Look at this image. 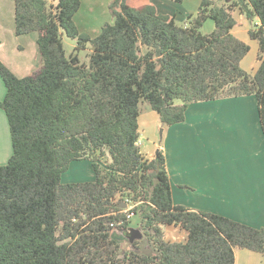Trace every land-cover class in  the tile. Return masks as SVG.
Here are the masks:
<instances>
[{"label":"trees","instance_id":"1","mask_svg":"<svg viewBox=\"0 0 264 264\" xmlns=\"http://www.w3.org/2000/svg\"><path fill=\"white\" fill-rule=\"evenodd\" d=\"M15 6L16 34H39L42 67L18 78L0 60L13 145L0 166V264H236V250L264 253V227L175 205L164 154L148 160L139 144L143 101L169 127L191 104L253 95L264 134V0H203L184 26L151 1L114 0L115 21L96 38L74 20L81 0ZM234 8L258 22L249 31L259 44L254 74L241 66L250 46L232 32ZM209 19L215 29L203 34ZM64 34L77 42L71 56ZM88 48L82 63L78 52ZM85 160L96 180L63 183ZM130 212L141 215L151 253L139 250L143 238L130 250L115 238L132 229ZM169 225L187 241L168 242Z\"/></svg>","mask_w":264,"mask_h":264},{"label":"crops","instance_id":"2","mask_svg":"<svg viewBox=\"0 0 264 264\" xmlns=\"http://www.w3.org/2000/svg\"><path fill=\"white\" fill-rule=\"evenodd\" d=\"M150 1L156 5L154 0ZM81 2L82 9L84 3L82 0ZM15 9V0H0V60L18 78H24L42 67L39 34H16ZM158 11L164 12L160 9ZM79 12L74 17L75 21ZM246 20L248 19L245 18ZM245 21L240 22L241 24L237 22L232 31L234 35H240L236 32L238 25H243ZM258 67L259 61L254 73ZM6 92V86L0 77V101L5 98ZM235 103L251 107L242 124L230 129L238 134L237 138H229L230 151H248V157L243 158V163L222 160V122L217 123L215 114H205L210 108ZM257 104L254 97L191 104L186 113V121L165 126L160 140L155 137L160 125L158 113L140 115V134L149 140L143 149L140 137L141 152L148 160H153L160 152L164 154L175 205L195 212L220 215L256 229L264 227V134ZM194 121H198V124H192ZM12 155L8 118L0 108V166H4ZM87 163L92 172L91 178L95 179L91 163ZM133 221L137 224L141 222L138 218ZM134 223L132 228H137ZM163 230L168 242L184 243L188 239V232L180 226H164ZM235 253L236 264H264V253L262 257L259 256L261 259L256 255L258 253L248 250H236Z\"/></svg>","mask_w":264,"mask_h":264},{"label":"rangeland","instance_id":"3","mask_svg":"<svg viewBox=\"0 0 264 264\" xmlns=\"http://www.w3.org/2000/svg\"><path fill=\"white\" fill-rule=\"evenodd\" d=\"M84 5L82 9L79 12V15L77 16V21H75L82 33L89 34L92 38H96L100 35L101 30L104 25L106 24H113L114 23V17L110 11V4L114 0H82ZM150 1V0H147ZM156 3V6L161 11H164L162 14H169L175 17L176 23L179 26H184L187 22V19L190 16H195L201 5L203 0H185L183 3H176L172 0H154ZM217 5H224L229 4L233 0H229V2H226V0H211ZM54 4H57V0L52 1ZM94 3V4H93ZM96 4V5H95ZM154 4V3H153ZM93 5H95L93 7ZM232 14L234 18L237 20L238 23H242L245 21V16L241 14V11L239 8H234L232 11ZM240 23V24H241ZM256 24H258L257 19L253 21L246 20L243 25H238L237 33L240 35H237L239 39L246 42L250 46V52L247 54V56L242 61V68L247 71L250 74H254L255 67L257 66V63L259 61V44L256 40H253L249 36V31L253 28H256ZM215 29V23L213 20L209 19L205 26L201 29V32L203 34H210ZM248 29V31H247ZM63 43L66 50V53L68 56H71L75 52V48L77 46L76 40H73L69 37H67L65 34L63 35ZM91 50L88 48L86 50L79 51V58L82 63H88L89 62V54ZM242 97H254L256 104L257 98L255 96H242ZM235 98H241V97H235ZM222 100V99H219ZM217 101V100H216ZM212 102V101H208ZM200 103V102H198ZM176 105H182V102L177 100ZM190 107V106H189ZM188 107V108H189ZM258 108V104H257ZM140 110H141V116H146L149 114H157L155 111L151 109L149 104L145 101H143L140 104ZM188 110V109H187ZM251 111V107L246 105H240L239 103L235 104H228V105H222L219 107L210 108L205 111V114H215L217 116L218 122L221 123V136L223 137V158L222 160L224 162H235V163H243L245 160L243 158L248 157V151L246 150H239V151H230L231 147V140L229 138H237L238 134H234V130H230L232 127H237L238 125L242 124V121L245 120V115H248ZM187 113V112H186ZM186 121V119H185ZM160 125L156 129L155 137H158V140L164 135V126L161 124V121L159 119ZM205 124L207 125V121H205ZM192 124H198V121L192 122ZM142 137V148L144 149V145L148 144L149 140H147L146 137ZM151 141V140H150ZM166 159V158H165ZM9 161H6L4 163L7 165ZM90 162L88 160L85 161H75L71 164L69 171L63 175L62 182L63 183H85V182H94L96 180L91 178V170L90 165L88 166ZM1 163V162H0ZM91 163V162H90ZM2 164V165H4ZM1 165V164H0ZM92 166V163H91ZM93 169V167H92ZM94 171V170H93ZM95 174V173H94ZM119 199V198H118ZM127 210V208H125ZM128 210H130L128 208ZM135 218L140 219L141 221V215L138 214L136 217H133L131 219V225H133ZM134 226L137 227L136 229H140L139 224L134 223ZM254 228V227H253ZM260 229V228H258ZM142 232V230H141ZM143 233V232H142ZM129 233L127 232H117L115 233V238L120 241L122 246L130 250L131 244L128 239ZM142 241V240H141ZM143 253H151L153 249L149 244L146 242L145 236L143 235V241L140 244V249ZM138 250V251H139ZM259 259L262 257V254H256ZM260 256V257H259Z\"/></svg>","mask_w":264,"mask_h":264},{"label":"water","instance_id":"4","mask_svg":"<svg viewBox=\"0 0 264 264\" xmlns=\"http://www.w3.org/2000/svg\"><path fill=\"white\" fill-rule=\"evenodd\" d=\"M226 2H229V0H226ZM121 208L125 209V208H127V206L122 205ZM142 238H143V233L141 232L140 229L132 228L129 231L128 239H129L130 243H134L135 241L141 240Z\"/></svg>","mask_w":264,"mask_h":264},{"label":"built area","instance_id":"5","mask_svg":"<svg viewBox=\"0 0 264 264\" xmlns=\"http://www.w3.org/2000/svg\"><path fill=\"white\" fill-rule=\"evenodd\" d=\"M139 144H140V141H139ZM133 207H135V206H131L129 209L131 210V209H133ZM133 217H135V213L130 212V214L128 215V219H132Z\"/></svg>","mask_w":264,"mask_h":264}]
</instances>
